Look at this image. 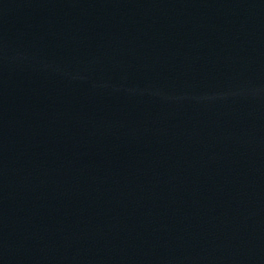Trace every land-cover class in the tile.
<instances>
[{
  "label": "water",
  "instance_id": "water-1",
  "mask_svg": "<svg viewBox=\"0 0 264 264\" xmlns=\"http://www.w3.org/2000/svg\"><path fill=\"white\" fill-rule=\"evenodd\" d=\"M0 264H264V0H0Z\"/></svg>",
  "mask_w": 264,
  "mask_h": 264
}]
</instances>
